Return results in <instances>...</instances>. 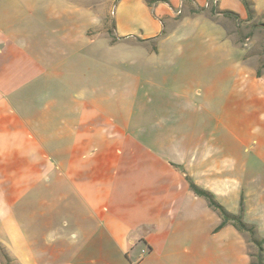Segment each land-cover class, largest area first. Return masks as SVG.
Listing matches in <instances>:
<instances>
[{
  "label": "crops",
  "instance_id": "obj_1",
  "mask_svg": "<svg viewBox=\"0 0 264 264\" xmlns=\"http://www.w3.org/2000/svg\"><path fill=\"white\" fill-rule=\"evenodd\" d=\"M37 1L0 0V264H186L178 226L187 211L199 216L201 203L190 176L149 137L57 96L58 71H100V43L126 40L113 36L110 5ZM247 1L252 17L238 14L239 36L221 0L209 10L236 44L254 42L253 27L264 45V0Z\"/></svg>",
  "mask_w": 264,
  "mask_h": 264
},
{
  "label": "rangeland",
  "instance_id": "obj_2",
  "mask_svg": "<svg viewBox=\"0 0 264 264\" xmlns=\"http://www.w3.org/2000/svg\"><path fill=\"white\" fill-rule=\"evenodd\" d=\"M242 2L221 0L219 7L248 17L249 6ZM103 3L112 10L108 25L113 36L126 40L100 43V71H58V99L86 102L130 136L149 137L154 151L211 192L228 213L264 233V50L259 31L248 28L254 42L236 44L219 24L225 19L209 10L214 0ZM232 19L238 26L228 30L243 35L246 28ZM95 64L90 60V68ZM41 138L49 153V136ZM58 141L65 143L64 138ZM50 158L65 161L64 155ZM197 196L199 216L187 211L178 226L185 233L184 262L253 264L255 247L251 252L241 241L245 232L232 223L222 225V214Z\"/></svg>",
  "mask_w": 264,
  "mask_h": 264
},
{
  "label": "trees",
  "instance_id": "obj_3",
  "mask_svg": "<svg viewBox=\"0 0 264 264\" xmlns=\"http://www.w3.org/2000/svg\"><path fill=\"white\" fill-rule=\"evenodd\" d=\"M156 1V0H151ZM167 1V0H162ZM243 3L248 7L249 2L247 0H242ZM223 14L228 17H233L239 20V15L230 11H224ZM252 12L249 10L248 19H251ZM264 50V45H263ZM189 187L196 195L204 196L207 198L208 203L211 207L217 209L223 217L222 225L225 223H232L238 230L245 232L250 241L254 244L255 252L252 253L253 256V264H264V239L259 238L256 233V229L254 225L246 224L240 215H233L228 213L220 204L217 203L212 193L209 191L203 190L194 184L190 179H188Z\"/></svg>",
  "mask_w": 264,
  "mask_h": 264
}]
</instances>
